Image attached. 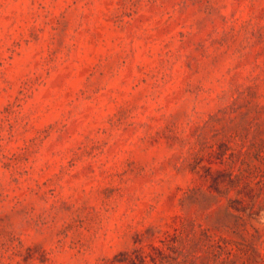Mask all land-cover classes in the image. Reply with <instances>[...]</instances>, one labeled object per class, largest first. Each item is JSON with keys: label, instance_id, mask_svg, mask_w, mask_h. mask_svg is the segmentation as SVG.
Instances as JSON below:
<instances>
[{"label": "rangeland", "instance_id": "rangeland-1", "mask_svg": "<svg viewBox=\"0 0 264 264\" xmlns=\"http://www.w3.org/2000/svg\"><path fill=\"white\" fill-rule=\"evenodd\" d=\"M0 264H264V0H0Z\"/></svg>", "mask_w": 264, "mask_h": 264}]
</instances>
